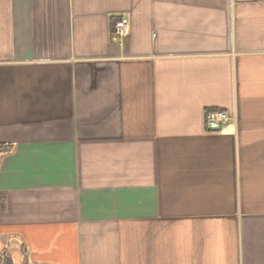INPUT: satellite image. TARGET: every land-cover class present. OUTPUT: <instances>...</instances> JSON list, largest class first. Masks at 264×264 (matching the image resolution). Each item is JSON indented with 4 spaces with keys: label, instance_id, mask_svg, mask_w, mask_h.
<instances>
[{
    "label": "crops",
    "instance_id": "obj_1",
    "mask_svg": "<svg viewBox=\"0 0 264 264\" xmlns=\"http://www.w3.org/2000/svg\"><path fill=\"white\" fill-rule=\"evenodd\" d=\"M0 147V264H264V0H0Z\"/></svg>",
    "mask_w": 264,
    "mask_h": 264
},
{
    "label": "built area",
    "instance_id": "obj_2",
    "mask_svg": "<svg viewBox=\"0 0 264 264\" xmlns=\"http://www.w3.org/2000/svg\"><path fill=\"white\" fill-rule=\"evenodd\" d=\"M114 27H115V31L111 37L113 41H118L128 33L129 30L128 18L126 17L119 18L118 20H116ZM234 120L235 117L230 115L228 112L217 109L208 110L205 113V118H204L206 128L214 131L221 130L225 125H227L229 122Z\"/></svg>",
    "mask_w": 264,
    "mask_h": 264
},
{
    "label": "trees",
    "instance_id": "obj_3",
    "mask_svg": "<svg viewBox=\"0 0 264 264\" xmlns=\"http://www.w3.org/2000/svg\"><path fill=\"white\" fill-rule=\"evenodd\" d=\"M1 260H2V258H1ZM2 261H4L3 264H12V261H11V259L8 256L7 257L5 256Z\"/></svg>",
    "mask_w": 264,
    "mask_h": 264
},
{
    "label": "rangeland",
    "instance_id": "obj_4",
    "mask_svg": "<svg viewBox=\"0 0 264 264\" xmlns=\"http://www.w3.org/2000/svg\"><path fill=\"white\" fill-rule=\"evenodd\" d=\"M16 253H17V252H16L15 250H12V251H11V255H12V256H13L14 254H16ZM13 257H14V256H13ZM16 258H18V257H14L13 259L16 260Z\"/></svg>",
    "mask_w": 264,
    "mask_h": 264
}]
</instances>
